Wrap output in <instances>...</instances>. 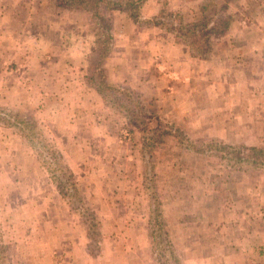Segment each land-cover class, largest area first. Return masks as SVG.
I'll use <instances>...</instances> for the list:
<instances>
[{
	"label": "rangeland",
	"instance_id": "obj_1",
	"mask_svg": "<svg viewBox=\"0 0 264 264\" xmlns=\"http://www.w3.org/2000/svg\"><path fill=\"white\" fill-rule=\"evenodd\" d=\"M223 15L203 60L163 23ZM90 16L0 0V264H246L264 173L219 145L264 147V75L240 69L264 58L234 52L240 33L264 53V1L146 0L139 25L107 12V98L87 84ZM132 120L166 133L145 141Z\"/></svg>",
	"mask_w": 264,
	"mask_h": 264
},
{
	"label": "trees",
	"instance_id": "obj_2",
	"mask_svg": "<svg viewBox=\"0 0 264 264\" xmlns=\"http://www.w3.org/2000/svg\"><path fill=\"white\" fill-rule=\"evenodd\" d=\"M63 3H66L70 8H77L82 11L88 12L91 16V34L94 37L92 41L91 48V63L93 67L89 68L90 72L87 73L88 85L94 86L95 90L101 97L107 98L109 93H106L108 88L115 89L117 88L114 85L108 86L105 82L97 83V76L100 81H102L103 75L98 72L102 69L103 63L105 62L106 57L111 52V47L113 43V33L110 24L105 20V14L109 11H117L121 14L128 15L134 23L142 22L140 18V8L146 0H60ZM223 2H231L236 0H222ZM264 1V0H261ZM229 22H231L230 17L227 15L220 16L215 18L201 19L197 22H192L190 24L179 22L176 26L174 21L163 22L168 30H176L175 41L177 43L189 44L194 50V58L197 59H207L205 56L200 55L202 49L204 53L209 52L210 44L209 38L212 35H219L223 33L229 27ZM160 23V22H157ZM206 44V45H205ZM96 71V72H95ZM98 72V73H97ZM97 73V75H96ZM96 75V76H95ZM108 87V88H106ZM118 91V90H116ZM123 98H131L129 92L122 91ZM125 99L123 102L127 103L128 112L132 114L136 112V109H139L136 102V105L133 106L131 101ZM144 116V115H141ZM140 116V117H141ZM8 121H13V118H16V115L13 113H8L6 115ZM127 117V115H126ZM137 117V116H135ZM129 120V117H127ZM131 120V119H130ZM4 121V120H3ZM132 123L135 127L142 133L145 141L154 140V142H159L162 135L166 132H160L157 128H147L145 122H135L132 120ZM24 135V134H23ZM145 149V147H144ZM240 149V148H239ZM219 151L223 156L220 157V160H225L227 165L239 166V171H244L243 168H254L259 172L264 173V147L255 148V147H242L240 152L236 153L233 160L231 157V149L219 145ZM234 152V150H233ZM233 154V153H232ZM252 171V170H251Z\"/></svg>",
	"mask_w": 264,
	"mask_h": 264
},
{
	"label": "crops",
	"instance_id": "obj_3",
	"mask_svg": "<svg viewBox=\"0 0 264 264\" xmlns=\"http://www.w3.org/2000/svg\"><path fill=\"white\" fill-rule=\"evenodd\" d=\"M238 36L236 37L237 40L240 41L238 45L234 46V52L236 53L237 59L236 60H242L241 57L245 58H250L248 60H255V58L259 55L262 57L261 59L264 58V53L260 55L259 51L256 52V49L254 47H251L250 45H246V40L245 38H241L243 36H240V33L237 34ZM238 46H241V48H238ZM248 55V57H247ZM240 58V59H238ZM259 61V60H257ZM249 67V70L251 71V75L253 76L252 72H262L264 75V67L262 69L258 68L257 66H243L240 69H247ZM245 72V70H243ZM263 75H255V80L258 81V79L263 76ZM259 214H263V210H258ZM260 217V216H259ZM260 222L259 224H256L254 226H251L253 229L252 231L254 232L255 235L254 237L248 235V237L245 238L246 240V246L249 247V250L251 251V248L253 252L258 251L257 254H243V262L246 264H264V217H260ZM263 232V233H262Z\"/></svg>",
	"mask_w": 264,
	"mask_h": 264
}]
</instances>
